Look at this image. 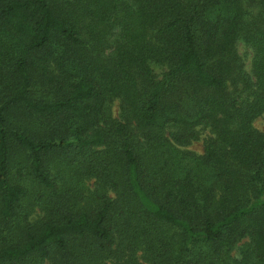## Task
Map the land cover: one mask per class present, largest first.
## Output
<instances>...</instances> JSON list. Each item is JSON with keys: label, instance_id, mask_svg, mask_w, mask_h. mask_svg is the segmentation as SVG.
Here are the masks:
<instances>
[{"label": "trees", "instance_id": "16d2710c", "mask_svg": "<svg viewBox=\"0 0 264 264\" xmlns=\"http://www.w3.org/2000/svg\"><path fill=\"white\" fill-rule=\"evenodd\" d=\"M263 114L264 0H0V264H264Z\"/></svg>", "mask_w": 264, "mask_h": 264}, {"label": "rangeland", "instance_id": "374dc122", "mask_svg": "<svg viewBox=\"0 0 264 264\" xmlns=\"http://www.w3.org/2000/svg\"><path fill=\"white\" fill-rule=\"evenodd\" d=\"M238 47H239V52L244 57L246 68L250 69V63L252 57L251 49L245 46L243 43H240ZM112 109H113V113L117 115L119 111V100H115L113 102ZM254 125L257 129L264 131V114L255 120ZM211 135L212 133L209 130V128L201 127V129H199L197 138L192 139L189 143L185 144L184 147L197 153H203L205 146V139L210 137Z\"/></svg>", "mask_w": 264, "mask_h": 264}]
</instances>
